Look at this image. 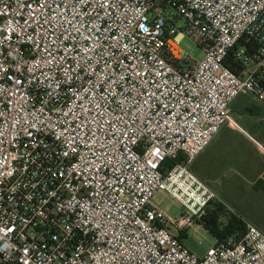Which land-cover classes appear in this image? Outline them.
<instances>
[{
    "label": "built area",
    "instance_id": "obj_1",
    "mask_svg": "<svg viewBox=\"0 0 264 264\" xmlns=\"http://www.w3.org/2000/svg\"><path fill=\"white\" fill-rule=\"evenodd\" d=\"M241 94L264 103V0H0V264H264L251 222L204 256L181 239Z\"/></svg>",
    "mask_w": 264,
    "mask_h": 264
},
{
    "label": "crops",
    "instance_id": "obj_2",
    "mask_svg": "<svg viewBox=\"0 0 264 264\" xmlns=\"http://www.w3.org/2000/svg\"><path fill=\"white\" fill-rule=\"evenodd\" d=\"M231 115L235 124L221 128L191 170L218 197L208 210H217L218 204L225 209L219 223L227 225L234 215L245 228L251 222L264 232V103L241 94L231 105Z\"/></svg>",
    "mask_w": 264,
    "mask_h": 264
},
{
    "label": "rangeland",
    "instance_id": "obj_3",
    "mask_svg": "<svg viewBox=\"0 0 264 264\" xmlns=\"http://www.w3.org/2000/svg\"><path fill=\"white\" fill-rule=\"evenodd\" d=\"M181 48L189 52L194 58L200 60L202 58L201 49L189 38H186L181 43ZM255 67L254 63L249 66V69ZM244 126V122L240 121ZM153 203L158 207L164 210L168 215L179 218L186 213L187 208L178 200L170 196L166 191H159L153 200ZM220 214H223L225 210L220 204L216 207ZM225 220V219H224ZM224 223H220L223 225ZM246 231H240L239 235ZM184 244L198 256H204L208 249L212 246H215L217 243V238L206 230L203 222H196L195 225L188 228L185 232V238H182Z\"/></svg>",
    "mask_w": 264,
    "mask_h": 264
},
{
    "label": "trees",
    "instance_id": "obj_4",
    "mask_svg": "<svg viewBox=\"0 0 264 264\" xmlns=\"http://www.w3.org/2000/svg\"><path fill=\"white\" fill-rule=\"evenodd\" d=\"M234 67V66H233ZM174 166L173 162H167L166 168L170 169ZM220 213L218 209L215 211L208 210L207 216L204 218V226L211 234H213L218 241H221L228 236L239 234L240 231L245 230V225L236 216L232 215L227 225L223 226L219 223ZM244 233V232H243ZM185 238V233L181 235V239Z\"/></svg>",
    "mask_w": 264,
    "mask_h": 264
}]
</instances>
